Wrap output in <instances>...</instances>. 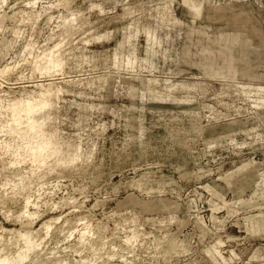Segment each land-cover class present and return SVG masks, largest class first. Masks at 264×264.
Masks as SVG:
<instances>
[{"label":"rangeland","instance_id":"1","mask_svg":"<svg viewBox=\"0 0 264 264\" xmlns=\"http://www.w3.org/2000/svg\"><path fill=\"white\" fill-rule=\"evenodd\" d=\"M48 49L79 158L31 174L0 156V193L23 184L0 227L25 226L27 196L35 212L21 264H225L205 251L218 240L229 264H264L245 219L264 212V0H4L0 99L34 90Z\"/></svg>","mask_w":264,"mask_h":264},{"label":"bare ground","instance_id":"2","mask_svg":"<svg viewBox=\"0 0 264 264\" xmlns=\"http://www.w3.org/2000/svg\"><path fill=\"white\" fill-rule=\"evenodd\" d=\"M3 1L0 0V2ZM197 4L194 3L192 7L199 11L201 5ZM54 47L56 48L57 46ZM57 53H59V50L50 49L42 53V57L34 63L33 70L37 71L36 73L41 77L39 80L32 81V85L35 87L33 88L34 90L31 89L27 94L25 93L26 95H21L9 101L0 99V116L4 123L1 124L3 128L0 129V133H5L4 136L8 138L0 143V156L8 154L11 157L8 163L12 166L25 162L29 163L31 174L35 170H53L58 166H63L62 168L68 167L79 158L78 146L59 138L58 129L55 125L56 116L53 114V108L61 91L59 85L61 82L56 81L54 75L57 72H62L63 68V60ZM0 72L2 74L5 69ZM42 77L44 78L42 79ZM22 189V182L14 183L8 193H0V203L7 199L14 200L16 193ZM24 201V209L14 217L20 219L19 221L26 220V222L23 221L26 223H24L25 226L21 228L0 227L2 233L6 232L10 236L9 239L1 240L2 235L0 234V264H21L30 254L37 252L36 248L39 243L36 237L34 239L36 234L33 230V236L32 227H30L34 222L33 216L35 212H29V208L27 209L28 196L24 198ZM245 219L250 221L252 231L254 230L255 233L262 231L261 233L264 234V212L259 211ZM53 220L55 221L57 218L42 222V228L48 229ZM87 232L81 231L78 240L85 238ZM171 243L170 245L173 246ZM13 244L17 247L15 246L14 250H8ZM221 244L222 242L218 240L208 246L205 251L213 261L229 264L231 260L225 258L220 251ZM41 259L45 264H63L64 262V260L61 261L62 259H50L49 257ZM33 260L35 261V259ZM33 260L32 262H34ZM80 264H84V262H80Z\"/></svg>","mask_w":264,"mask_h":264}]
</instances>
